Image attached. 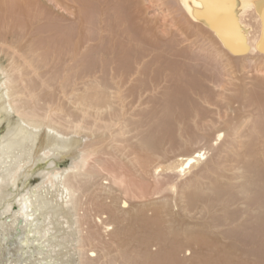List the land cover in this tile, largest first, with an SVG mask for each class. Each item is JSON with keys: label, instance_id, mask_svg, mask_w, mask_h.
<instances>
[{"label": "rangeland", "instance_id": "374dc122", "mask_svg": "<svg viewBox=\"0 0 264 264\" xmlns=\"http://www.w3.org/2000/svg\"><path fill=\"white\" fill-rule=\"evenodd\" d=\"M164 1L138 0L143 11L137 14L140 17L136 22H141L139 26H144L142 28L150 34H147L149 38L138 41L127 36L120 26L112 28V12L107 11L111 16L109 19L105 18L108 17L107 12L99 17V10L91 7L87 11L89 15L86 14L89 18H84L88 23H82H85V36L89 37H85L86 41L84 39V43L75 46L76 48L73 34L77 28V20H72L73 15L70 18L67 15L69 11L56 5L53 0L50 2L55 5L47 3L52 10L49 8V13H52L49 14L50 20L48 15V20L44 18L47 22L44 19L29 22L30 19L24 21L21 17V21L18 19L21 23L18 24L10 22L8 14L0 13V19L3 20L0 23V60L4 62L11 79L14 80L13 88L18 86L19 89L25 87V91H34L36 95L33 98L27 96L30 100L28 105L35 112H39V115H50L54 120L64 123L63 125L83 118L86 122L83 123L89 127L92 124H112L116 119L122 121V124L117 123L111 127L118 142L114 143V147L107 146L105 153L99 157L104 160L103 166L107 171L124 176L127 186L113 184L106 172L91 168V182H96L97 186L90 187L91 190L86 194L88 202L82 203L79 215L81 218L82 213L89 215L87 222L81 226L82 237L87 235L93 225L92 233L97 240L93 246H85V257L87 249L95 247L100 264H264V89L257 86L264 80V68L255 66L260 62L259 57L246 61L247 66L238 74L242 75L244 82L236 80L238 83L247 84L246 92L242 94L237 88L236 92L220 91V85L224 77H227L222 74L221 63L207 34L200 32L196 37L193 31L196 32L197 29L191 28L192 25L187 26L189 21H186V26L183 25V21L188 19L183 15L181 8L174 4V0L168 3L166 1V4ZM55 12L64 14L68 21L66 17L62 19L59 16L60 19L58 14L55 17ZM103 17L106 28L99 23ZM64 18L65 23L61 25ZM174 19L179 23L176 24ZM49 24L57 27L65 36L68 35V39L72 35L73 42L71 39H67L70 43L58 39L59 32L55 30L57 34L51 30L54 27L49 29ZM69 25L71 30L67 28ZM86 27L94 32H88ZM117 28H120L121 33ZM116 32L119 34L116 36L119 40L115 38ZM96 33L100 37H97ZM123 35L126 36V41L121 40L124 39ZM200 36L203 38L200 39ZM102 37L106 39L103 40ZM118 47H123V51ZM13 49L19 52L15 53ZM104 49L107 55L104 54ZM130 51H134L132 54L139 57L131 55ZM126 54H129L128 62L124 57H127ZM25 60L27 63L34 62L30 65L24 62ZM11 61L19 67L16 69L11 65ZM22 62L24 64H21ZM136 63L141 65L139 72ZM120 73L123 76H120ZM124 77H127V80ZM120 78L125 80L122 84L119 82ZM99 83L102 87L96 86ZM87 86L90 87L88 91ZM80 94L103 100L104 102L98 101L103 104L102 109H87L83 115L80 107L73 102L75 95ZM226 98L230 99V105H226ZM258 105L262 106L263 110L260 106L258 108ZM60 107L62 111L58 110ZM65 114H68V117ZM94 125L92 129L95 128ZM4 126L5 124L0 131ZM119 129L123 130L122 134H116ZM218 131L223 137L219 138L221 140L216 138ZM101 132L102 134H99ZM97 133L94 136L92 132L87 131V140L111 136L109 131L103 128ZM194 150H201V153L205 154L185 176L178 177L169 170L153 174L154 166L166 165L176 155ZM66 164L68 159L59 165L63 167ZM42 166L44 164H40L39 168H44ZM39 168L35 167L34 170ZM29 180L28 184H35L39 181V176L34 173ZM105 181L109 183H102ZM170 184L176 186L175 192L169 188ZM124 189L127 190V195L124 194ZM106 195L111 199L115 197L118 207L116 217L110 220L113 229L108 232H104L99 222L92 220L95 216L104 219L111 213L99 203L101 198L105 200ZM125 198L130 203L128 208H122L120 204V200ZM109 199L108 197L106 201ZM90 213H93L92 217ZM81 220L86 221L83 218ZM106 251L110 253L104 256Z\"/></svg>", "mask_w": 264, "mask_h": 264}, {"label": "bare ground", "instance_id": "6f19581e", "mask_svg": "<svg viewBox=\"0 0 264 264\" xmlns=\"http://www.w3.org/2000/svg\"><path fill=\"white\" fill-rule=\"evenodd\" d=\"M50 1L51 0L47 2L45 0H0V13L8 14V17L11 19L10 22H13V23L18 22V24L21 23L20 22L22 20L20 19L21 17L24 18V21H27V19H30V21L28 20L29 22H31V20L34 21L37 19H41L42 21V19H44L45 17L47 18V15L48 17H49V14L52 15V13H49L51 10V6L47 4ZM53 1L55 2L56 5H59L61 8L68 10L69 14L67 13V15H69L70 18L72 17L71 15H73L72 20H74L73 18L77 20V22L75 21V23H77L76 24L77 28L75 31L73 30L74 34L72 33L73 36L75 37L74 42L71 39L72 35L71 37H69V39H71L72 42L74 43V47L84 43V39L86 37L85 36L86 30L84 28H85V23L86 24L88 23L86 19L84 18L85 17L87 19L89 18L87 17L89 15L87 11L91 7H96L99 10L98 11V13H100L99 17L100 15L103 16V14L106 13L107 11H109V13L112 12L110 13V15H112L113 17L110 19V23L113 25L112 28L114 29L115 26H120L124 30V33L127 36H131L133 40L137 39L138 41V39H144L146 37L149 38L148 35L150 34L148 33V31H146L145 28H142L144 26L142 27L139 26L141 22L138 24L136 22V19L140 17V16H137V14L140 13L142 10V6L139 5L138 0H53ZM166 1L168 3V2H172L173 0L172 1L166 0ZM166 1H164L165 4H166ZM174 2H175L174 4L178 5V7H180L181 10L184 12L183 15L185 14V18L188 19V20H185V22L183 21V19H179L183 21L184 26H186L185 25L186 21L187 22L189 21L190 24L187 26L190 27L192 25L191 28L197 29L196 32L193 31V34L196 37L200 35L199 34L200 32L201 34L202 33L207 34L208 39L211 42V46L213 47V51L221 63L222 70H223L222 74L223 76L227 77V79H225V77H224V80L222 79L223 83L220 85V88H221L220 91L223 90L226 92L227 91L236 92V90H238V92L241 91V93L244 94L246 92L245 88H247L246 87L247 84L245 85L243 83H238L239 81L236 82V80H240V81L244 80L242 75L239 76L238 74L242 72L247 66L245 62L248 60L251 61L255 57H259L260 62L258 63L255 62L256 63L255 66L257 67L259 66L260 69L264 68V0H174ZM169 9L171 10V8ZM145 10L146 9H144V11ZM57 14L58 13H56L55 17H57ZM60 14H58V17L61 16L62 19L63 17H66L64 14H61V15ZM86 14L88 15L86 16ZM106 14L108 15V12ZM110 15H108V17H105L104 15V17L109 19V17H111ZM104 17L103 19H100L99 23L102 26L104 25L105 27V24L103 22L105 21ZM66 18H67L66 20L68 21V17ZM18 19H20V21ZM49 20H50V17H49ZM54 21L55 20H53V22ZM63 21H61L63 22L61 23V25L65 23V18ZM175 21L177 24L178 21L177 20ZM2 22L3 20L0 23ZM83 22H85L84 25H82ZM58 23H59L58 25L61 26L60 22ZM148 24L149 23L147 22V25ZM70 25L67 28H70ZM51 27H54V26L50 25L49 29H51ZM71 27H73V25ZM81 27L83 28L81 29ZM86 28L88 30V27ZM182 28H185V27H182ZM117 29L119 33H121L120 28H117ZM51 30H54V32L57 34L59 32L57 27L56 28L54 27ZM55 30H57L58 32ZM82 30L83 31L85 30V31L83 32ZM90 30L91 29H89L88 32ZM104 30L105 29H103V31ZM110 30L112 32L115 31L112 29ZM91 31L94 32L93 30ZM50 32L52 33V31ZM41 33H43V31H41ZM55 33H52V34H55ZM64 33H65V30H64ZM124 33L122 32V34ZM116 34L117 35H115V38L119 40V38L116 37L119 34L117 32ZM179 34L178 36H180ZM58 35H57L58 39L61 38L60 40H63L62 42H64L65 40L67 41L68 35L65 36L61 32H59ZM107 35L109 36L108 33ZM96 36H97V33H96ZM108 36L107 37L105 36V37L110 39V37ZM97 37H100V35ZM123 37L124 39H121V38L120 39L122 41L123 40L126 41L125 39L126 36L123 35ZM203 37H205L204 34H203ZM203 37L200 36V39ZM89 39H87V42ZM101 39H103V37ZM129 39L131 40V38ZM56 41L58 42V40ZM62 42L60 41V43ZM67 43H70V41L69 42L67 41ZM113 43H115V41ZM62 45L64 44L62 43ZM85 45H86V42H85ZM103 46L105 47L104 44ZM85 47L88 48V46H84V48ZM91 47H93V45ZM118 48L123 51V47L122 49L120 47ZM105 49H104L105 51L104 54L107 55L106 50L107 49L109 50V47L106 50ZM69 50L72 51L71 49ZM56 51H58V49H56ZM18 52L17 50L15 51V53H18ZM66 53H63V54L66 55ZM118 53L117 55H120ZM132 53L134 54L135 52L133 51ZM132 53L131 55H133ZM59 54H61V52H59ZM122 54L124 53L122 52ZM55 55L57 54L55 53ZM128 55L127 57L124 56L125 58H127V62H128ZM79 57L82 58L81 56ZM116 57L118 58V56ZM135 57L138 58L139 56H135ZM30 58L28 59L30 60ZM102 60L104 61V59ZM114 60H115V57H114ZM124 61H126V59ZM24 62H26V60ZM32 62L30 61L26 63L27 64L30 63L31 65ZM133 63H135V61ZM21 64H24V63L22 62ZM11 65L14 66L16 69H17V66L19 67V65L17 64L15 65L14 61H11ZM136 66H138V64ZM140 66L141 65L138 66L137 71L139 70ZM128 68H130V66ZM132 69H135V68H132ZM114 71H116V68ZM133 71L135 73V70ZM120 76H123V74L121 75L120 73ZM124 78H126L127 80V77H124ZM117 80H119V78H117ZM13 81L14 80L11 79L8 69H6L4 65V62L0 60V128L2 127L3 124H5L3 130L0 131V264H100L98 263L99 257L97 256L98 253L95 247H91L87 249L86 257L84 256L85 246L86 245L93 246V243L96 242L97 237H95L94 234L92 233L93 225L90 226V230L89 232H87V235L85 237H82L81 226H82V223L87 222V216L89 215L82 213V218L86 220V221H82L81 220L82 218L79 215V211L81 209L80 206L82 205V203L86 204L88 202L86 194L91 190L90 187L94 185L97 186L96 182H91L93 178V171L91 170V168L93 169L97 168L98 170L102 172L103 171L106 172V174L109 175L110 180L112 181L113 184H116L120 187L127 186L126 181L124 180V176L120 174L116 175V173L112 171H107L103 166L104 160L99 157L100 155L105 153V148L107 146L114 147V143L118 142L117 138L113 135L114 132H112L113 130H111V127H113V125L117 123L118 125L122 124V121L120 119H116V120H113L112 124H104L101 126L92 124V126L94 125L95 127L93 129H92V126L90 127L85 126L86 124L83 123L85 122L82 120L83 118L68 122L70 123L68 125H63L64 123L62 124L60 123V121L58 122L54 120L50 115L43 116L42 114L41 116L39 115L40 114L39 112H35V110L30 105H28V103H30L29 102L30 100L27 97L28 95H30L31 98H33L36 95V94L34 95L33 93L34 91L32 92L28 89H27L28 91H25V87L23 89L22 88L19 89L18 86H14L13 88L12 86ZM122 81H125V80H121L120 78L119 82L121 83ZM95 82L98 83V81L96 80ZM119 82L118 83L115 82V83L120 85ZM100 84L101 83H99L96 86L99 87ZM127 84H128V81H127ZM257 86L258 87L261 86V88L264 89V80L261 84H257ZM98 87H96V89ZM89 88L87 86V91ZM116 88L115 90H117ZM101 90L103 91V89ZM119 90H121V88ZM128 90H131V89H128ZM81 94L75 95V101L73 102H75L80 107V110L83 113V115L86 114L87 109H95L97 111H100V109H102L103 104H100V102L103 100L100 101L99 99H95L97 97L88 98L86 96L87 94H85V96ZM138 97L139 95L137 96V99H139ZM263 99H264V96H263ZM226 100H227L226 105H230L231 104L230 99L226 98ZM215 102H212V103L216 104ZM261 103L263 104V101ZM257 104L259 103L257 102ZM259 106L260 105H258L257 107L259 108ZM260 107H261L260 109L263 110L262 106ZM50 109H53V108H50ZM58 110L62 111L61 107L58 108ZM193 113H194L193 115L195 116L194 111ZM99 115H100V112H99ZM66 117H68V114L66 115ZM200 117L201 116H199V119ZM226 124L228 125V122H226ZM102 128L109 131L111 136L108 138L95 137L93 141L87 140V131L92 132L94 135L95 133H97L98 130ZM122 131L123 130L119 129L118 131H116V134L118 133L122 134ZM99 134H102V132ZM220 137H222V135L219 132L216 137L217 140ZM188 152L189 153L187 154L176 155L175 158L166 165L158 164L154 166L153 174H159L163 170L165 171L169 170L171 171V173L172 172L175 173L178 177L185 176L186 173H188L191 168L196 166L200 162V160L203 159V155L205 154V152L201 153V150H194L193 152L192 151H188ZM65 159H68V164H66L63 167L60 166L59 164L62 163ZM40 164H44V166H42L44 168H39ZM35 167H38L39 170L37 169L35 171L34 170ZM34 173H37V175L39 176V181L35 184L30 185L28 184L30 182L29 177H31V175ZM102 183L107 184L109 182L105 181ZM169 188L173 190L174 192L176 190V186L174 184H170ZM126 189H124L125 195H127ZM108 197L110 199L106 201ZM116 202H117V199L115 200V197L111 199L109 195L105 196V200L101 198V200L99 201L101 207L104 206L111 212L110 214H107L104 219L97 217V216H95V218L92 219L93 221L99 222V224L102 225L104 232H108L109 230L113 229V227L111 226L112 223L110 220L111 218L114 219L117 215L118 207H116ZM99 203L97 204L99 205ZM120 204H122L121 206L122 208H128L130 206L129 201L126 198L121 199ZM90 214L92 217L93 213H90ZM109 253L110 252L106 251L104 253V256H106ZM110 264L112 263L110 262Z\"/></svg>", "mask_w": 264, "mask_h": 264}]
</instances>
